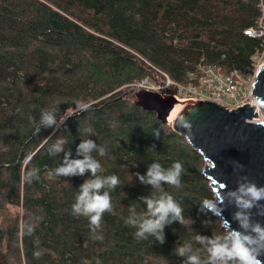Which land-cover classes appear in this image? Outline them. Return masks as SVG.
Listing matches in <instances>:
<instances>
[{"label": "trees", "instance_id": "16d2710c", "mask_svg": "<svg viewBox=\"0 0 264 264\" xmlns=\"http://www.w3.org/2000/svg\"><path fill=\"white\" fill-rule=\"evenodd\" d=\"M260 16L258 0H0V264H183L174 254L179 244L198 249L197 234H223L218 217L200 211L214 197L202 156L132 100L135 84L163 83L161 73L182 85L196 84L200 65L248 76L262 41L243 31ZM69 107L78 114L58 130L34 134L42 110ZM57 139L81 159L76 147L92 139L107 151L92 153L98 175L120 178L95 233L88 217L72 212L91 173L49 175L62 163L63 153L48 152ZM153 162L184 168L182 186L163 190L182 203L185 223L166 226L163 244L137 239L127 223L130 208L146 212L140 197L160 194L136 179ZM33 168L39 179L28 182Z\"/></svg>", "mask_w": 264, "mask_h": 264}, {"label": "clouds", "instance_id": "9594fccd", "mask_svg": "<svg viewBox=\"0 0 264 264\" xmlns=\"http://www.w3.org/2000/svg\"><path fill=\"white\" fill-rule=\"evenodd\" d=\"M166 95V94H165ZM81 109L79 113L84 112ZM76 108L69 107L63 114L58 109H44L40 113L39 122L34 123V134L39 135L41 129L52 128L58 130L65 124L66 120L77 115ZM170 124V123H168ZM182 126L189 129L190 124L183 123ZM154 136L159 138V132ZM65 141L57 139L48 152L52 156L63 153L62 163L59 167L49 173L56 177H76L91 173V178L85 179L75 197V203L72 205L73 215L85 216L89 218L91 230L95 233L101 227V221L105 212H111L113 209L110 191L121 187V181L118 175L111 174L107 176L98 175L102 172L100 162L92 155L93 152L100 156L107 154L103 146H99L92 139H84L76 147V157L72 158L71 149H65ZM154 149V146H153ZM234 168L243 170V165L234 161ZM213 167L215 164L213 163ZM39 168H33L27 172L26 180L31 182L33 179H39ZM184 172L183 165L180 162L172 164L165 169L160 163L153 162L148 166L145 175L136 173V179L142 185L150 186L158 196H142L140 201L146 205V212L137 214L134 208H130L131 215L127 223L137 231V239H148L152 236L160 244L165 242L166 226L174 222L183 225L185 218L183 216L184 207L172 195L163 190V186L170 185L177 188L181 187V176ZM264 200V187L257 186L256 183L248 180L246 176L240 177L237 187L229 190L227 185L221 184L220 190L214 193L213 199H204L200 205V211H210L218 218L222 217L224 207L232 205L236 208L233 214L239 228H231L230 223L224 228L223 234H212L211 237L197 234L195 241L200 245L194 249L191 243L179 244L174 254L183 258V264H262L259 257L264 255V225L252 219V209H260L259 202ZM258 215H264V210H260ZM223 223V221H222ZM205 224H210L205 221ZM27 234H32L34 227L30 224L24 225ZM95 239H103V236H96ZM206 253V257L201 253ZM39 257L41 253L35 252Z\"/></svg>", "mask_w": 264, "mask_h": 264}, {"label": "water", "instance_id": "95a60500", "mask_svg": "<svg viewBox=\"0 0 264 264\" xmlns=\"http://www.w3.org/2000/svg\"><path fill=\"white\" fill-rule=\"evenodd\" d=\"M250 94L264 108V66L257 71ZM132 101L142 110L155 113L161 123H170L171 129L202 156V175L208 180L213 194L220 190L221 184L234 190L239 178L244 176L257 186L264 187V122L255 121L258 117L255 107L243 105L228 111L209 101L180 102L183 106L170 122L169 114L179 102L175 97L140 90L133 95ZM182 121L191 125L190 131L182 126ZM234 161L242 164L243 170L234 168ZM259 204L260 209H252V219L264 225V215L257 214L264 210V200ZM235 211L232 205L224 207L222 217L218 218L221 223L223 221L224 228L228 222L231 228H239L233 220ZM259 259L264 264V255Z\"/></svg>", "mask_w": 264, "mask_h": 264}, {"label": "built area", "instance_id": "2783aa9c", "mask_svg": "<svg viewBox=\"0 0 264 264\" xmlns=\"http://www.w3.org/2000/svg\"><path fill=\"white\" fill-rule=\"evenodd\" d=\"M258 1L261 16L255 26L243 31L244 35L262 41V49L254 56L251 63L252 72L248 76L242 75L238 70L223 74L219 69L210 65H200L197 73L191 75L197 80L195 85L174 83L165 74L161 73L165 77L163 83L146 78L135 84V89L137 91L149 90L163 93L165 89L172 85L175 87V93L171 96L175 97L179 102L209 101L222 106L228 111L236 110L243 105H251L255 107V111L258 113L255 121L264 122L261 119L263 108L258 104L256 98L250 94L255 75L264 66V0Z\"/></svg>", "mask_w": 264, "mask_h": 264}, {"label": "bare ground", "instance_id": "6f19581e", "mask_svg": "<svg viewBox=\"0 0 264 264\" xmlns=\"http://www.w3.org/2000/svg\"><path fill=\"white\" fill-rule=\"evenodd\" d=\"M191 102V101H190ZM184 104V103H183ZM182 103L178 102L177 104H175L174 108L171 110L170 114H169V117H168V121H172L173 118H174V112L175 111H180V109L182 108Z\"/></svg>", "mask_w": 264, "mask_h": 264}, {"label": "rangeland", "instance_id": "374dc122", "mask_svg": "<svg viewBox=\"0 0 264 264\" xmlns=\"http://www.w3.org/2000/svg\"><path fill=\"white\" fill-rule=\"evenodd\" d=\"M263 109H264V108H263ZM263 109H262V110H263ZM261 112H262V114H261V115H262L261 119L264 120V110L261 111ZM177 113H178V111H175V112H174V117H175V115H176ZM168 125H169V124H168Z\"/></svg>", "mask_w": 264, "mask_h": 264}]
</instances>
